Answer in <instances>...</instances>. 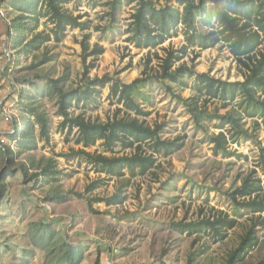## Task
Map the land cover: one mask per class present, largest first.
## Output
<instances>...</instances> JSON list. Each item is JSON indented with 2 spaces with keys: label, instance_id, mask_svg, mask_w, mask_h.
<instances>
[{
  "label": "rangeland",
  "instance_id": "1",
  "mask_svg": "<svg viewBox=\"0 0 264 264\" xmlns=\"http://www.w3.org/2000/svg\"><path fill=\"white\" fill-rule=\"evenodd\" d=\"M7 1L0 0V147H9L13 152L0 153V173L6 168L10 172L0 198V264H67L62 255L66 245L83 251L79 264H94L96 258L98 264H225L251 226L257 242L233 264H257L264 257V212L254 213L247 206L235 204L229 193L253 170L263 178L258 161L264 147V116H247L237 103L239 97L227 106H223L221 98L204 102L208 111L223 114L234 110L240 114L242 126L251 134L236 142L229 140L231 155L214 154L208 137L219 131L214 127L218 121L208 122L206 130L197 129L177 97L196 93V74L200 72L226 81L243 79L227 44L221 41L209 48L189 47L173 66L183 64L186 68L180 71L178 81H171L161 77L160 57L184 44L180 30L158 46L136 48L127 40L135 3L70 0L65 8L88 21L89 28H68L61 41L51 40L26 57L18 53L12 40L15 32L9 23L17 11L6 8ZM153 1L178 6L176 0ZM194 23L202 32L218 28L211 0H205L204 9L194 12ZM50 28L51 24L42 19L38 30ZM84 33L90 35V48L95 44L104 48L94 57V66L86 76L93 79L108 75L125 83L139 77L147 79L134 94L142 108L149 111L139 118L152 126L161 124L163 138L180 137L182 141L181 147L169 155L155 154L154 166L131 178L125 186H121V179L99 172L78 151L122 155L130 154L132 149L117 144L110 152L101 141L88 147L77 143L76 128L70 131L62 126L56 99L45 92L47 80L62 75L67 76L68 88L85 84V65L93 56L83 62ZM44 56L52 59L41 63ZM109 85L110 82L103 88L96 86V100L74 104L70 113L91 121L111 118L122 105L109 97ZM21 101L47 113L50 133L47 140L37 139L35 149L19 153L16 140L10 135L24 125ZM123 112L125 109L120 115ZM38 132L36 124L35 133ZM147 151L151 152L148 148ZM22 165L27 173L21 171ZM46 166L51 171L44 172ZM125 176H129L128 172ZM91 183H96V188L85 191ZM117 188L125 195L122 203L107 205L100 201L89 206L91 197H108ZM215 210L237 220L222 240L206 234L193 240L194 236L180 233L170 225L171 221L195 220Z\"/></svg>",
  "mask_w": 264,
  "mask_h": 264
},
{
  "label": "trees",
  "instance_id": "2",
  "mask_svg": "<svg viewBox=\"0 0 264 264\" xmlns=\"http://www.w3.org/2000/svg\"><path fill=\"white\" fill-rule=\"evenodd\" d=\"M70 0H8L6 8L17 11L10 19L9 26L15 32L12 40L17 44L18 53L25 55L39 51L49 41H61L68 28H79L85 31L89 23L82 20L80 15L72 14L65 4ZM135 3V10L128 24L127 40L136 48L155 47L166 39L184 36V44L174 51L168 50L165 57H160L162 78L171 81L180 79V71L186 67L182 64L173 68L175 62L181 60L189 47L199 46L209 48L218 42H225L238 63V70L243 75L242 80L226 81L200 72L196 74V93L189 97L180 98L190 113L196 128L206 130V124L217 120L214 127L219 129L217 133H211L208 137L213 143L214 154L222 153L225 156L232 154L228 149L229 140L236 142L238 138H249L251 134L241 124V115L234 110H227L223 114L208 111L206 103L210 98L223 99V106L239 97L238 105L247 116H264V0H211L218 24L217 29L202 32L195 27L194 12L204 9L205 0H176L178 6L169 2L157 4L153 0H129ZM180 6L182 9H180ZM45 19L51 24L49 31L38 30L40 22ZM89 33H84L81 40L82 58L85 63L88 57L93 56L85 65V84L80 88H68L67 76L49 78L45 85V92L49 97L56 99L57 114L62 116V126L70 131L76 128L75 141L84 147L92 146L101 141L106 151L113 152L117 144L122 148H130V154L106 155L103 153H91L85 149L78 152L86 161L97 166L99 172L110 177L121 179V186L130 183L136 175L145 174L155 164V154L169 155L181 147L180 137L173 139L161 136V124L150 125L140 116H146V111L136 101L134 94L145 78L139 77L129 83L122 82L118 78L105 75L101 78L90 79L87 77L89 68L94 66L95 56L101 54L104 48L95 44L90 48ZM176 52V53H175ZM52 56H44L41 63H46ZM25 82L33 83L29 79ZM109 85V97L116 100L122 107H117L111 118L106 121L85 119L82 115H72L70 109L74 104L89 103L96 100L99 88ZM97 86V87H96ZM21 92V91H20ZM200 102H202L200 104ZM23 106L24 125L10 135L16 140L17 152L31 151L36 148L37 139L47 140L50 133L49 117L45 111L38 110L34 105L20 102ZM125 109L122 115L120 113ZM39 132L35 133V125ZM208 126V125H207ZM17 131V132H16ZM147 148L151 152L147 151ZM10 155L13 151L9 147H0V153ZM258 166L263 178L255 174L256 170L247 174L242 183L231 193L230 199L238 205L249 207L254 213L264 212V147H261ZM26 167L22 165L24 173ZM51 171L49 166L42 169ZM128 172L129 176H125ZM6 168L0 173V198L6 190V178L9 174ZM37 176V174H34ZM96 183L89 184L85 191H92ZM120 186V187H121ZM80 195V194H78ZM60 198H65L61 196ZM125 195L117 188L108 197H91L89 206L93 202L104 201L107 205L122 203ZM41 226L48 228L47 226ZM172 229L194 236L193 240L206 234L217 240L227 236V231L237 225V220L222 210H215L211 214H205L195 220L181 219L171 221ZM257 242L254 227L251 226L241 236L236 249L229 254L225 264H233L241 255ZM67 264H79L83 258V251L72 245H66L62 252ZM94 264H98L96 258ZM264 264V257L257 263Z\"/></svg>",
  "mask_w": 264,
  "mask_h": 264
}]
</instances>
